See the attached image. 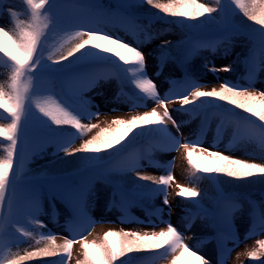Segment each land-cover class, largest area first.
<instances>
[{
  "label": "rangeland",
  "instance_id": "374dc122",
  "mask_svg": "<svg viewBox=\"0 0 264 264\" xmlns=\"http://www.w3.org/2000/svg\"><path fill=\"white\" fill-rule=\"evenodd\" d=\"M160 2H168V0H160ZM59 3L63 5L58 11L65 21L66 30L56 33L57 38L53 37L55 34L46 33V39H42L45 59H48V56L52 53L66 50L67 46L71 44L65 38L71 31L77 29L68 22L87 18L93 20L102 31L113 36H119L125 42L140 48L146 58L145 74L155 81L162 97L172 88V79H180L182 70L175 61L171 60L163 65L159 64V48L164 41H170L168 45H171L175 42V39L180 37L181 32L191 35L196 31L189 30V27L185 30H178L160 22L148 27L142 21L130 23L127 20L125 21L121 14L119 15V11L114 10L112 6H105L104 10L100 11V8H97L99 5H96L97 0H71V3H69V0H59ZM92 5L97 7H92ZM11 11L17 12V18L20 20L25 22L30 20L28 6L23 1L0 0V26L10 30V27L14 24L10 14ZM97 12H103L104 15L98 16ZM243 39L230 40L227 38L225 39L227 42L224 44L198 50L193 47L183 55L186 63L195 62L203 66L208 64L209 67L214 66L218 69L226 65L232 66L230 72L213 73L210 71L208 77H205L201 82H197L203 86L202 90H210L213 87L219 88L221 83L227 81L242 88H247L250 85L254 90L264 91V48L259 50L257 58L250 63L248 71L235 74V53L247 46V40ZM61 45H64V47L61 48ZM250 73L253 74L251 82L249 81ZM10 75V62L0 56V85H6L9 82ZM135 75L138 76L139 74L136 73ZM31 76L33 77L32 93H37L41 99L51 97L73 112L86 107V111L77 113L80 115L82 123L87 124L90 122L99 125L98 128L87 132L80 138H78V135H71L76 140V144L72 148H77L99 129L109 127L116 118L128 120L132 116L141 115L153 108H156L159 114L163 113V108L157 107L155 101L146 99L141 94L139 100L135 101L131 95L121 93L117 83L118 80L115 81L114 74L107 67L96 69L94 72L95 82L92 84H87V77L84 78L83 74L79 72L67 74L62 79L46 74ZM182 76H184V73ZM71 96L84 98L85 101L82 107L72 105L70 102ZM36 98L33 97V100ZM133 104H136L137 107L134 108ZM34 108L33 103V113L41 120L45 119ZM167 108L172 118L180 124L182 136L178 138L181 142L185 139L196 140L199 137L202 146L206 149L221 152L224 155L246 160L250 163L264 164V155L261 153L259 144L246 136L248 134L246 126L243 128L245 134H241L239 137V140L243 137L240 144L234 147L235 144L230 143L231 135L227 136L223 133V138L218 143L214 140L215 137H210L211 134H207L209 130L212 131L213 129L208 126V119L205 120L204 126L202 123L199 124L200 115L177 111L181 108L178 102L167 104ZM97 113L99 114L98 118L88 121L89 115ZM7 122H9L7 116L0 117V123ZM33 126L42 128L36 121L31 122L30 127ZM166 126L173 136L178 135L171 121H166ZM203 136L206 138H203ZM5 143L0 141V155L3 154ZM38 144H43L42 150L37 148ZM149 151L152 156L157 158L156 162L147 161L142 157L140 150L134 149L127 156L128 160L122 161L116 167H122L118 168L119 171L140 170L126 175L129 177L137 176V173L159 177L166 174L165 166L172 162V175L175 179L167 188L170 209L164 205L162 194L156 195L155 201H157V210H159L157 215L149 216L151 212L140 210L141 207H136L130 202L124 201L120 193L113 195V204L109 206L107 201L111 196L113 187L105 181L101 172L89 173L83 184L76 183L71 179L57 181L55 189L60 191L67 204L57 200L55 196L49 198V195L45 193V188L38 181L18 182L15 194L11 196L12 214L14 218L21 220L20 227L23 228V231H28L31 235H24L23 238L12 236L5 238V244L9 245L6 259L15 258L17 255H25L26 252L45 247L44 242H39L42 233H55V243L60 245L61 242H64L63 238L70 235L68 224L74 219L75 212L78 209L82 210L85 221H93L91 234L87 235L88 242L99 243L103 233L108 230L123 229L129 232L151 233L166 229L167 223H170L184 234L185 243L200 255L206 257L211 264H247L251 259L248 256L250 251L255 250L260 253L256 242L264 240V227L260 223L261 216H264L263 203H258L256 207L251 208L245 200H234L224 204V211L219 217L214 218L210 214L202 213L188 218L185 214L186 211L183 210L184 204L177 196L180 190L177 185L194 188L198 193H201L203 184L199 179L190 175L191 171L185 158L184 149L179 148L170 151L164 145L153 146ZM63 153V151H58L54 139L47 137L46 134L35 132L29 134V143L25 148L23 164L27 162L31 166H35ZM81 192L84 193L83 197L75 198ZM68 193H71V198ZM3 209V206L0 207V215ZM253 210H255L254 214ZM33 216H35V220H33ZM122 218L124 219L123 223L121 222ZM216 219L220 220L222 226L225 227V231L217 230ZM37 221L45 227H41ZM82 250L79 243L73 246L70 264H76L80 260ZM176 255H179V253H176ZM171 259V255L162 258L161 253L155 258L138 264H166Z\"/></svg>",
  "mask_w": 264,
  "mask_h": 264
},
{
  "label": "snow or ice",
  "instance_id": "6c2138e0",
  "mask_svg": "<svg viewBox=\"0 0 264 264\" xmlns=\"http://www.w3.org/2000/svg\"><path fill=\"white\" fill-rule=\"evenodd\" d=\"M23 2L28 6L30 20L27 22L20 20L17 18V12L11 11L10 14L15 24L14 28L10 31L0 26V55L11 64L9 82L6 85H0V117L6 114L9 118V122L0 123V141L6 142L3 145V155L0 156V207L3 206L5 194L9 192V189H11L13 195L15 194L17 181L19 180V169L23 167L25 148L29 143V131L32 121H36L42 128L46 129V136L55 140L58 151H63L65 155L69 156L76 153L88 154L85 159L89 163L99 160V153L120 145L136 129L143 128L146 131L138 132L137 135L162 133L168 138L165 144L168 150L175 151L183 148L187 163L192 169L190 175H196L197 173L217 174L235 180H246L254 176L264 177V164L250 163L246 160L224 155L221 152L206 149L202 146L199 137L196 140L185 139L181 142L178 138L182 136L180 124L172 118L167 108V104L178 102L181 108L177 111L192 112L196 109L188 106L196 105L197 101H200V104L196 107L203 108L205 106L220 107V105L211 104L212 100H219L264 122V91L254 90L250 85L247 88H242L227 81L221 83L218 89L213 87L210 91H205L202 90V85L191 79H186L183 84L170 88L169 92L162 97L155 81L145 74L146 58L140 48L125 42L119 36H113L102 31L93 20L87 18L68 22L77 29L71 31L65 38L71 44L67 46L66 51L61 50L50 54L48 60L52 64H63V61L73 57L76 53L84 54L86 51L82 50L90 48L96 53H102V58L115 57L123 65L135 66L132 69L134 74L132 82L135 88L141 96L155 101L157 107L163 108V113L159 114L156 108H153L141 115L132 116L128 120L116 118L108 128L102 129L97 135L86 140L79 148L73 149L72 143L75 137L65 131V128L70 127L75 130L74 133L83 136L99 127L98 124L90 122L87 124L82 123V119L77 113L86 111V107L73 112L51 97L41 99L35 92L31 96L29 95L33 80L30 74L41 67V60L44 58L42 39H46V33L56 34L66 30L65 21L58 11L63 5L59 3V0H23ZM139 2L149 5L151 8L156 9L158 13H163L164 16L174 18L173 21L182 25L185 20H198L205 16L209 17V20H201V24L210 22L213 19V13L225 15V8L231 10V5H235L234 9H238L249 21L264 26V0H228L227 4L224 0H215V7L201 3L200 0H168L167 3L160 2V0H139ZM69 3H71V0H69ZM92 7L97 6L92 5ZM97 15L102 16L104 13L97 12ZM184 26L196 27L197 25ZM259 35L261 46L264 48V32H259ZM85 37L87 38L85 39ZM169 43L170 41H164L161 47L165 48ZM63 47L64 45H61V48ZM205 66L213 73L232 71L231 65L219 69L214 66L209 67L208 64ZM124 69H126V73L129 71L127 67ZM136 73L139 75L136 76ZM252 75L251 73L249 75L250 82ZM94 82V77H87V84ZM33 97L37 98L33 100ZM33 103L36 111L45 119L41 120L33 113ZM133 107L135 108L137 105L133 104ZM224 111L234 115L230 109H224ZM98 117V113L91 114L88 121ZM237 119L244 121L246 126L255 127L254 123L245 117H237ZM49 121L51 125L56 127H51ZM166 121H171L176 129L177 136H173L168 131ZM202 132L203 130L201 135ZM250 138L258 142L261 153L264 155V125L261 126L258 135L253 133ZM37 148L42 150L43 144H38ZM196 153L199 154L195 155L194 158ZM165 167V175L156 177L137 173V179L149 181L151 184L156 185V187H148L147 185L139 187L152 195L162 194L164 205L169 207L167 188L170 183L174 182L175 178L172 175V162H169ZM14 168L18 170L14 172ZM260 182H264V180ZM177 187L180 189L177 193L178 197L196 198L199 195L194 188L182 185H177ZM68 195L71 198V193H68ZM83 195L84 193L81 192L75 198H82ZM8 205L11 213V196ZM158 212L159 210L156 211V213ZM156 213H149V216ZM32 218L35 220V216ZM121 222H124L123 218ZM15 223L17 221H10V224ZM37 223L41 227H45L41 222L37 221ZM92 223L93 221L90 220L85 221L82 210L78 209L75 212L74 219L68 224L70 235L63 238V245H56L55 233H42L39 242H44L45 247L26 252L23 256L17 255L15 258H9L6 264H25V262L35 258L57 256L60 257L59 260H48L46 264H70L72 248L77 243L81 245L84 257L82 261L78 260L77 264H115L117 260L125 256H129L128 264H131L132 259L129 254L159 250H163L162 258L172 256L171 264H211L206 257L189 247L185 243L184 234L170 223H167L166 229L151 233L129 232L123 229L120 231L109 230L104 234L102 242L89 243L87 235L91 234ZM260 223L264 227V216H261ZM5 235L11 234L0 233V249L7 247L4 243ZM21 235H31V233L22 231ZM256 243L260 253H264V240H258ZM176 253H179V255H176ZM260 253L253 250L248 253V256L256 260L260 258ZM120 264H125V260H121Z\"/></svg>",
  "mask_w": 264,
  "mask_h": 264
},
{
  "label": "trees",
  "instance_id": "16d2710c",
  "mask_svg": "<svg viewBox=\"0 0 264 264\" xmlns=\"http://www.w3.org/2000/svg\"><path fill=\"white\" fill-rule=\"evenodd\" d=\"M200 2L206 3L209 6H213V7L216 6L215 0H200ZM224 2H225V4H227L228 0H225ZM164 3H167V2H164ZM126 7H127V9L132 10L135 13H137V12L144 13L145 12L146 14H150L152 16H155L157 19L162 20V18H163L168 23L165 25H167L168 27L177 28L178 30H181V29L185 30L186 28H188L184 25H197L196 27H189V30L196 31L194 33H196V34L199 33V34L203 35L200 37H193V38H202L203 37L202 39L198 40L199 42H202L203 40H212L213 39L212 33L216 29H224V27L226 25H228V23L233 24L234 26L237 27V29H240L245 34L246 33L247 34H250V33L254 34L257 32H264V26L257 25L253 21H249L246 17L243 16V14L238 9L237 10H235V9L229 10L228 8H225V15L220 14V13H213L212 14L213 19H211V21L207 22V23L201 24V20H204V21L209 20V17L205 16V17H202L201 19H198V20H185L184 24L182 25L179 22L173 21L174 18L164 16L163 13H158L156 9L151 8L147 4L137 3L136 5H127ZM178 24L180 25V28H178L179 27ZM14 26L15 25L12 24V27H10V31L14 28ZM168 27H166V28L169 29ZM192 41L193 40H191V37H189L186 34V32H181L180 37L178 39H175V42L171 43V45H167L165 48H162L160 46V48H159L160 50L158 53L159 60L160 61H166L167 60V59H165L166 57L167 58L173 57L177 51H179L180 49L182 51L183 47ZM257 41L251 42L253 47H255L257 45L256 44ZM252 45H249V47ZM247 49H248V47H246V49H239L236 52L237 55L235 54L236 57H235L234 62L236 63L235 67H237V69L244 62V59L246 57L245 55H246L247 51L249 52V50H247ZM66 50H64V51H66ZM82 51H86V52L84 54L76 53L73 57H70L68 60L63 61V64H52V62L50 60L41 61V64L45 65L43 67V69L50 71V72L53 71L56 73H60V72H63L64 70L72 69L74 67H85V66L86 67H92V66H96V64H115V63L116 64L117 63L122 64L121 62L116 60L115 57L102 58V55H103L102 53L101 54L96 53V52H94V50H92L90 48H86L85 50H82ZM114 60H116V61H114ZM196 68H198L199 70H202L199 67H196ZM205 72L206 71L204 70V73ZM206 73H208V70ZM205 91H210V90H205ZM199 104H200V101H197L196 105H199ZM211 104L220 105L219 108L223 111H224V109H230L231 112L235 111L238 114L251 116L250 114L244 112L243 110L235 108L234 106L229 105L226 102H222L219 100H212ZM196 105H189L188 107L189 108H195L197 111L206 109L207 107H210V106H205L203 108H197ZM252 117L254 119L256 118L254 116H252ZM102 129H105V128L99 129L96 133H94L93 135L88 137L87 140H89L93 136L97 135ZM143 131H146V129H143V128L136 129L124 141H122V143L120 145L112 148L111 150L103 151V152L99 153L98 154L99 160H97L95 162L89 163L85 159V157L88 154H85V153H76L75 155H72V156L63 154V155L56 157L54 159L52 158L48 161H45L43 164H39L33 168L28 167L29 170L27 171V174L30 176H35V175L40 176V177L44 178L45 181L52 179V178L61 177V176L74 175L76 173H79V171H81L83 169L89 168V166H91V165H99L100 163H105V162L111 161V159L117 153H119L121 150H123L125 146L132 145L135 142H136V144H138L146 136L147 137H153V136L164 137V135L162 133H154L151 135H137L138 132H143ZM84 142H82L81 145ZM81 145H79L77 148H79ZM198 154L199 153L194 154V158H195V155H198ZM2 155H0V156H2ZM190 171L192 172V169H190ZM193 176L195 178L199 179L200 182H202V184L204 185V187H203L204 191L202 192V194L198 195L197 199H200V201L203 202L207 207H210V208L213 206L215 207V205H216L215 199L218 196V193L216 191V188L214 187L213 179H210L209 174H205V173H197L196 175H193ZM216 176L218 177L219 182L221 183L222 187L225 188V190L228 194H231V195L233 194L236 197H245L246 196V197H253V198L259 194H264V182H260L261 180H264V177L254 176V177L246 179V180H235V179L228 178L224 175H217L216 174ZM115 178H116L115 180L121 182L125 186L151 185V182L138 180L137 177H133V179H128L125 176H116ZM220 183H219V185H220ZM7 194H8V192H6L5 196H7ZM146 202H148V201H146ZM112 231H118V230L114 229ZM105 233H103L102 236H104ZM100 242H102V239ZM89 243H91V242H89ZM150 252H153V251H142V252L132 253L129 255H130L131 259H136L137 257H142L144 255H147V253H150ZM4 255H3L1 261H4L6 263L7 259L5 258ZM20 256H23V255H20ZM59 258H60L59 256L35 258V259H31V260L25 262V264H46V262L48 260H58ZM83 258L84 257H83V250H82V256H81L79 261H82ZM128 259H129V256L121 257L120 260H117L115 262V264H120L121 260L126 261ZM0 264H2V263L0 262ZM168 264H171V261H169ZM247 264H264V253H260L259 259H256V260L250 259V261Z\"/></svg>",
  "mask_w": 264,
  "mask_h": 264
}]
</instances>
